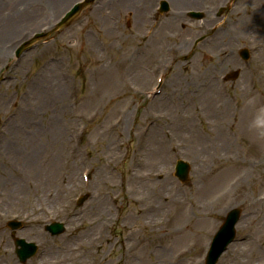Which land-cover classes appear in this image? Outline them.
<instances>
[{
    "label": "bare ground",
    "instance_id": "bare-ground-1",
    "mask_svg": "<svg viewBox=\"0 0 264 264\" xmlns=\"http://www.w3.org/2000/svg\"><path fill=\"white\" fill-rule=\"evenodd\" d=\"M70 1L72 0H2L0 2V37L13 35H18L17 38L22 37L28 28L35 25L36 19L40 17H36L37 14L40 15L45 10V13L48 14L60 12L65 6L68 8ZM200 1L197 0V2ZM172 3L176 8L182 3L188 2L187 0H172ZM98 4L110 11L116 12L117 10V13H125L126 16L132 14L137 19L141 18L147 0H107ZM246 8L248 11L236 8L232 12L235 23L227 26L228 30L221 35L236 40L239 34L246 30L264 29V8L260 5H247ZM217 44L218 40H215L210 45V51L217 49ZM260 52L264 56V50ZM0 53L7 56L10 53L9 46H0ZM154 54L156 55L157 51H154ZM56 68V65H50L46 69H41L44 70L43 74L39 71L34 75V79L30 81L29 87L26 89L27 94H21L15 99L6 96L10 102L8 108L4 103L5 100H1L3 96H0V113L2 115L0 118V163H6L0 169V219L8 214L6 212L9 211L6 207L8 200L14 201V203L25 201L26 206L30 205V214L34 217L30 221L31 224H37L44 220L43 218H62L70 229V234L52 243L53 248L46 250L47 256L36 264H141L147 261V234L152 235L151 243H156L162 238H167L168 243H172L177 238L183 237L187 231H191L193 225L198 221L208 222L209 218L215 214L214 209L205 208L201 200L192 201L191 196V200L188 202L185 197L182 198L179 191L177 193L173 191L171 178H159L155 174L156 172H153L154 174L147 172V168L153 170H156L157 167L164 168L162 155L177 152L183 144H189L190 150L195 156L193 159L195 183L192 185L195 188L190 190L191 194L193 196L203 194L209 197L210 193L219 189L220 184H226L235 179L230 186L232 193L220 194L218 198L206 201V204L216 207L222 201L232 200L243 205L246 216L239 224V230L247 231L246 233L250 232L257 222L264 225V194H262L264 190L258 188L251 193L248 192L244 189L246 175H240V177H238L239 174L236 175L240 167L226 166L229 161L236 162L235 159H229L230 157H227L226 154L233 149H239L238 143L247 139L250 133L245 120L246 107H244V102L236 107L229 100L217 98L214 95V89L208 84V69L202 68V66L201 69L204 71L200 74L197 72L198 69L186 68L189 80L195 83L190 90L188 88L189 96L184 97L183 100L184 110H189V113L182 116L181 119L186 121L188 131L180 139L186 143H177V138L175 139L174 135H171V132L166 129L168 126L166 119H159L156 116L154 118V115L149 114L148 117L152 118L150 120L154 124L161 123V128L159 136L154 134L150 139L152 147H147V131L145 132L142 128L147 126V105H143V103H147L145 96L143 97L145 102L138 104L141 108L139 123L141 125L136 131L135 140L132 129L138 117L137 113H134L133 116L129 111L117 114L110 124L101 128L98 136L100 138L103 135L104 138L98 141L100 144H97L100 152L98 153L100 156L104 155L111 162L112 167L103 165L106 175L101 173L93 177L92 186L96 187L98 184L101 186L98 187L97 196L84 211L75 212L68 204L69 193L75 183L72 174H68L72 167L75 168L73 163L60 165L55 179L53 177L45 178L44 174L46 173L40 171L42 176L38 179L40 181L27 177L16 178L11 181L12 187H10L8 179H4L5 166L8 164L11 165V170L14 172L24 175L32 172L37 174V171H34L36 168L34 156L27 151L28 148H24L25 136L30 137L32 134L27 128L33 124L38 107L55 109L52 104L58 103L60 99H64L63 95H66L64 85L55 77ZM180 82L183 83L181 79L175 80L178 89ZM122 90L126 91V87ZM159 105V107L163 106ZM138 111L139 108L136 109V112ZM201 117L208 120L207 123H204L206 124L204 127L205 139L198 137L196 131V121L201 124ZM149 129L148 131H150ZM60 135L61 131L58 128L51 133V137H54L53 141L63 145ZM109 135H112L111 139L108 138ZM133 140L137 141L136 144L131 145L132 149L124 154L122 144L128 145ZM55 152L56 154L61 153L62 150L55 146ZM67 155L68 153H62L52 164L55 166L58 162L64 163L65 161L70 162V160L72 162L76 159L75 154ZM150 156H155L159 160L157 166H153ZM105 158L102 157V162H106ZM13 162L18 165V169L15 168ZM241 164L243 163L241 162ZM120 165H124L125 168L123 177L116 173V169ZM258 166L264 169V159L257 164L250 165L249 168L255 169ZM215 173L217 175L213 177ZM104 176L106 178H103ZM203 177H209L210 183L204 185ZM158 178L161 180L157 181ZM43 179L46 180V185H53V190H47L44 194L40 189ZM197 180L204 187H196ZM118 181L119 184L116 185ZM112 182V185H108ZM3 183H7L6 188H2L5 187V185L2 186ZM24 184L39 197L33 200L28 198L23 190L26 188ZM152 184H155L151 187L154 196H148L146 189ZM137 189L144 190L145 194L136 196L133 201L129 199L126 201L123 194L127 193L126 197H132V193ZM166 189L168 190L165 191ZM237 193L239 194L237 195ZM117 194L124 196L121 198V202ZM151 197L153 198L151 199ZM130 202L131 205L128 204ZM163 206L179 211L178 220H174L172 227L168 226L170 221L164 218V216L169 217L170 214L168 211H162ZM156 213L160 214L158 220H154ZM114 229L121 231L119 241H116L113 236L107 235ZM31 231L29 233L32 235L39 233L36 230H33V233ZM181 242H183L182 239L178 244ZM117 243L120 246V254L112 256L110 253L109 256H106L107 249H113ZM176 248V244L160 250L153 248L157 251L151 253L152 259L148 262L162 264L161 261L164 262L168 258V254ZM226 255L221 264H264V242L246 236L240 243H236ZM158 258L161 259L160 263H158ZM0 264H15L8 249V242L2 232H0Z\"/></svg>",
    "mask_w": 264,
    "mask_h": 264
},
{
    "label": "rangeland",
    "instance_id": "rangeland-1",
    "mask_svg": "<svg viewBox=\"0 0 264 264\" xmlns=\"http://www.w3.org/2000/svg\"><path fill=\"white\" fill-rule=\"evenodd\" d=\"M1 1L2 0H0V2ZM76 1L78 0L70 1L68 3V8L70 7L69 5ZM105 1L107 0L96 1V3L83 11L81 17L74 24L67 29L53 34L46 42L38 43L19 59L14 57V53L20 43L26 38H29L32 34L44 31L53 25L63 14L65 11L64 9L67 6H65L60 12L56 11V13L50 12L48 14L45 13V10L42 14H37L36 17H40L36 19L35 25L28 28V31L20 38H17L18 35L5 36L3 38L0 37V46L8 45L10 50V53L7 56H3V53H0V96H3L1 100H5L4 103L6 104V108H8L10 104L6 99V96L15 99L21 94H27L26 89L29 87L30 81L34 79V75L39 71L43 74L44 70L41 69H46L50 65L57 66L55 77L61 81L66 91V95H63L64 99L62 98L58 103L52 104V107H55V109L38 107L34 115L35 118L33 124L27 128L32 134L30 137L25 136L27 144L25 142L24 148H28L27 151L33 154L36 165L34 171H37V174L32 172L24 175L14 172L11 170V165L8 164L5 166L4 179H8L10 187H12L11 181L16 178L27 177L37 180L40 179L42 177L40 171L46 173L44 174L45 178L53 177L55 179L60 165L73 163L75 168L72 167V170L69 173L67 171L69 175L72 174L75 178L73 189H71L69 193L68 204L75 212H82L85 210L92 202L95 194L99 191L98 187L101 186L98 184V187H94L90 185V181L88 188H83L84 184L81 180L80 172L84 169L90 170L91 180L94 177L92 173L96 175L103 173V175H106L102 162V157L105 158V156L102 154V156H100L99 151V158L95 156L98 141L101 138H104L103 135L100 138L98 136L101 128L110 124V121L115 119L117 114L129 111L130 115L133 116L134 113H137L138 117L135 120L132 129L135 140L136 131L141 125L139 124L141 108L138 104L145 102V99L143 98L144 94H147L150 88L155 89L158 78L162 77L163 83L162 85L160 84L159 87L162 94L154 99L150 109V105L148 104L150 101H147V121L152 119L148 117L149 114L154 115V118L156 116L159 119H166L168 121L166 129L171 132V135H174L175 139L177 138V143L184 142L180 138L188 131V129L186 121L181 118L188 114L189 110L185 111L182 108V105L184 97L189 96V94H187L188 88L190 90V88L195 85L194 82L189 80L186 68L190 67L198 69L197 72L200 74L204 71V69H201V66L202 68L208 69L209 72H211L210 66L212 68L217 67L216 65H210V62L214 60L210 57H207V62H204L205 65H199L197 62L200 55L207 53L206 49L208 50V47H206V49L200 48L199 56H196V54L194 55L193 52L187 50V55H184L183 57V61L186 63L164 65L167 63L169 57L166 53L167 50L165 47L173 49L174 46H184L186 43V47L188 46L189 48L190 39L181 34H186V32L191 31L194 36L197 32H200V30H205V32L208 33L209 26L207 27V24L204 26L200 25L199 28L196 24L192 27H185L179 36H174L173 39L170 40H167L169 37L164 40L163 35L160 34L151 36L148 40L147 8L145 10L143 9L141 18L135 19L136 17L132 14L126 16L125 13H117V10L116 12H113L112 10H108V8L98 6V3ZM247 2L248 1H244L241 8H245ZM258 2H260L258 3L259 5L264 6L263 2ZM204 22L205 21H203V23ZM187 28L190 31L186 30ZM195 31L196 33H194ZM263 32L264 31H260L259 33H249V31H247L246 36H255L253 42L258 43L259 40L256 39V37L257 35H262ZM190 34L191 33L188 35ZM73 42H75V46H73ZM242 43L243 42L238 43L236 47H239ZM156 46L158 47L159 52L156 55H153L150 52L151 50H154ZM182 53L185 54L184 52ZM256 57L258 58L255 59V61L263 72V86L264 60L262 61L258 55ZM167 70H169V72ZM176 79H181L183 81V83L180 82L179 89L177 85H175ZM235 83L238 84L237 82ZM212 86L217 87L216 82H214ZM226 86L228 87V85ZM226 86H223V89L220 88L219 91H217L219 97L224 98L223 94H226ZM262 86H259V89L262 90ZM124 87H126V91L122 90ZM241 93L242 92H238V94ZM151 95L154 94L151 93ZM229 96L232 97V95ZM159 104H162L163 106L159 107ZM196 105L198 106L199 104ZM138 108L139 111L136 112V109ZM206 115H208V113H206ZM1 117L2 115L0 118ZM250 118V111L247 109L245 112L247 125ZM207 122L208 120L204 117H201V124L196 121L195 125L198 137L203 139L206 138L204 133H201V130L206 127V124L204 123ZM153 124L154 123H152L151 126ZM154 125L150 127V131L147 132V147H152L150 141L152 135L158 134L159 136L161 123L159 122ZM56 128L61 131L59 137L62 138L63 145L54 142V137H51L52 131ZM71 135L73 138V144L70 142ZM111 137L112 135H109L108 138L111 139ZM134 140L128 145L126 143L122 144L124 154H126V151L131 150V145L136 144L137 141ZM238 144L240 147L239 149H233L226 154L227 157H230L229 159H235L236 162L229 161L226 166L231 168H234V166L240 167L236 175L239 174L238 177L240 175H246L245 181L246 184L249 185L247 186L249 189L251 188L252 190H255L256 187L263 188V167L258 166L252 171H249L248 167L251 164H257L261 158H264V140H258L252 133H249L248 138L243 139ZM55 146H57V149L60 148L62 152L56 154ZM62 153H68L67 156L75 154L76 159L72 160V162L71 160L70 162L65 161L64 163L58 162L54 166L52 162L62 155ZM103 154L106 153L103 152ZM162 157L164 159V168L157 167L156 170L147 168V172H156L155 174L158 175L159 178H171L174 192L177 193V191H179L182 198L185 197L188 202L191 200L190 196L192 201L201 200L203 206L205 208L214 209L215 214L213 217L209 218L210 220L208 222L198 221L195 223L193 229L187 231L185 235L180 238L183 242L179 244V238L172 243L170 242L171 244L168 243L167 238H162L156 243H151L150 237L152 235L147 234V261L141 264H150L149 262L152 259L151 253L157 251L153 248L160 250L164 247H172L175 244L177 248L168 254L169 256L164 262L161 261L162 264H201L208 242L212 237V234L223 221L226 212L233 208H239L241 209L240 221L245 217L243 206L235 203L233 204L232 200L222 201L216 207L211 204H206V201L216 199L220 194L231 193L230 186L234 183L235 179L230 180L226 184H220L218 187L219 189L210 193L209 197H206L203 194L193 196L190 190L195 188L192 186L195 183L193 173V159L195 156L192 154L189 144H183L177 152L174 151L172 154L166 153V155H162ZM150 158L153 160V166H157L159 160L155 156H150ZM105 160V163L108 164L109 167H112L111 162L106 158ZM177 160H184L190 164L191 170L186 185L178 182L173 176V167ZM241 162L244 165L241 164ZM5 164L6 163L3 164V162L0 163V169ZM13 164L15 168L18 169V165L15 162H13ZM82 164H84V168L82 167ZM120 168L121 166L117 169V173L121 172ZM216 175L217 173H215L213 177ZM109 177L112 176L109 175ZM103 178L106 177L104 176ZM159 178L157 181L161 180ZM203 179L204 185L210 183L209 177H203ZM45 181L46 180L43 179V185H40L43 194L46 193L47 190H53V185H46ZM112 184L113 182L108 185ZM3 185H5V187L2 188H6L7 183H3L2 186ZM152 186H155V184L150 185L149 188L146 189L148 196H154L153 189L151 188ZM25 187L26 188L23 190L25 191V194L28 195V198L30 197V199L33 200L39 197L33 194V191L28 186L25 185ZM196 187L204 186L197 180ZM167 190L168 189L165 191ZM138 191L139 189L135 190V192L132 193V197H126L127 193H124L125 200L128 201L129 199L133 201L136 199V196L145 194L143 193L144 190ZM84 194H89L90 198L81 207H77L76 199ZM238 194L239 193H237V195ZM117 195L121 202V198H124V196L122 197V194ZM152 198L153 197H151V199ZM128 204L131 205L132 203L130 202ZM6 207L9 211H6L8 214H5L4 217L0 219V232L5 235L8 242V249L11 252L15 264L19 263L14 254L13 239L10 236V232L5 227L7 221H22L24 227L15 233L16 238L23 239L27 243H34L38 247V252L35 257L29 260L26 264H36L38 261L44 259L45 256H47L46 250L53 248L54 245L52 243H55L70 234L69 225L67 226L68 229L66 228L64 234L60 237L52 238L43 231L44 225L51 222H59L64 225L62 218H43L44 220L41 222L31 224L30 221L34 217L30 214V205L26 206L25 201L14 203V201L8 200V205ZM183 209L184 208L182 207V210ZM162 211L169 212L170 216H164V218L170 221L168 226L172 227L174 220H178V209L164 207ZM26 215H29V217H26ZM159 217L160 214L156 213L154 220H158ZM257 224L258 226L256 229L250 231L249 234L253 239L264 242V225L261 224V222H257ZM255 225L256 224H254V227ZM64 226L66 227V225ZM31 230L38 231V235L34 234ZM30 231L33 235L29 233ZM113 232L114 239L119 241L121 231L119 229H114ZM236 233V242H238V240L245 235V232H240L236 228ZM110 253L112 256L120 254V246L118 243L114 245L113 249H107L105 255L109 256ZM160 260L161 259L158 258V263H160Z\"/></svg>",
    "mask_w": 264,
    "mask_h": 264
},
{
    "label": "clouds",
    "instance_id": "clouds-1",
    "mask_svg": "<svg viewBox=\"0 0 264 264\" xmlns=\"http://www.w3.org/2000/svg\"><path fill=\"white\" fill-rule=\"evenodd\" d=\"M75 46V42H73ZM244 106L249 109L251 118L248 122V130L258 140H264V103L260 102L257 95H248Z\"/></svg>",
    "mask_w": 264,
    "mask_h": 264
},
{
    "label": "water",
    "instance_id": "water-1",
    "mask_svg": "<svg viewBox=\"0 0 264 264\" xmlns=\"http://www.w3.org/2000/svg\"><path fill=\"white\" fill-rule=\"evenodd\" d=\"M179 176H181V179H184V176H185V171H183V172H181L180 174H179ZM230 224H226L224 227H223V229L221 230V232L218 234V236H217V240H219V239H221V241L223 242V244H225V243H227V237H222L223 236V232H225V235L226 236H229V231H224L226 228H228V230H230ZM223 238V239H222ZM214 249H215V247H214ZM213 249V250H214ZM212 256H213V254L211 255V257H210V259H209V261H208V264H211V259H212ZM26 258V257H25Z\"/></svg>",
    "mask_w": 264,
    "mask_h": 264
}]
</instances>
